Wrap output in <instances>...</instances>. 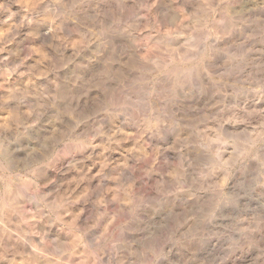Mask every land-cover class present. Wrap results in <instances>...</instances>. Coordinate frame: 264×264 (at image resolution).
<instances>
[{
  "label": "clouds",
  "instance_id": "clouds-1",
  "mask_svg": "<svg viewBox=\"0 0 264 264\" xmlns=\"http://www.w3.org/2000/svg\"><path fill=\"white\" fill-rule=\"evenodd\" d=\"M0 264H264V0H0Z\"/></svg>",
  "mask_w": 264,
  "mask_h": 264
}]
</instances>
